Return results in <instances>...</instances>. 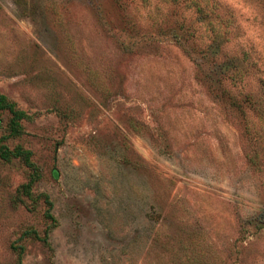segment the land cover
<instances>
[{
  "label": "rangeland",
  "instance_id": "374dc122",
  "mask_svg": "<svg viewBox=\"0 0 264 264\" xmlns=\"http://www.w3.org/2000/svg\"><path fill=\"white\" fill-rule=\"evenodd\" d=\"M0 93V264H264V0H0Z\"/></svg>",
  "mask_w": 264,
  "mask_h": 264
},
{
  "label": "trees",
  "instance_id": "16d2710c",
  "mask_svg": "<svg viewBox=\"0 0 264 264\" xmlns=\"http://www.w3.org/2000/svg\"><path fill=\"white\" fill-rule=\"evenodd\" d=\"M0 109H6L10 113V118L7 123L8 134H16L19 132V124L18 120L23 116L21 110L14 107L12 102L7 100L3 94L0 93ZM29 151L24 150L20 147H14L13 150H8L7 147L3 144H0V158L4 161H8L11 157H18L21 159L26 165H30L28 160ZM22 186H26L23 184ZM43 200L47 204V209L45 211V215L52 219L51 214L49 213L50 201L46 195H43ZM12 250L15 253L14 264H21V254L22 247L20 245H11Z\"/></svg>",
  "mask_w": 264,
  "mask_h": 264
}]
</instances>
